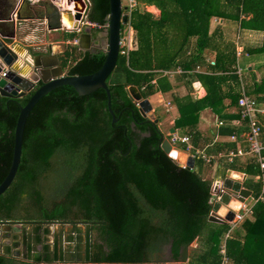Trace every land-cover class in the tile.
Wrapping results in <instances>:
<instances>
[{"label":"trees","instance_id":"obj_1","mask_svg":"<svg viewBox=\"0 0 264 264\" xmlns=\"http://www.w3.org/2000/svg\"><path fill=\"white\" fill-rule=\"evenodd\" d=\"M89 2L88 21L96 25L92 31L96 38L107 23L109 1ZM139 2L154 5L160 15L135 11L131 16L135 49L127 59L119 55L106 80L117 122H111L102 89L80 96L72 87L62 86L42 97L31 110L16 176L0 195V237L4 240L0 242V264L184 262L196 239L200 240L198 250L187 264H220L219 247L230 227L208 221L211 181L204 180L196 169L176 164L163 152L158 124L140 114L127 88L136 87L143 99L156 92L167 93L172 89L168 77H157L154 71L177 67L191 71L205 64L207 50L214 51L209 74L180 75L188 78L185 85L190 88L197 80L205 97L194 100L188 94L174 99L179 114L175 127L186 130L196 145L199 112L210 108L228 120L233 116L222 113L223 102L228 99L229 106L236 107L240 96L235 44L218 33L220 27L210 32L211 20L235 22L239 29L260 33V45L249 53L264 55V0ZM41 7V18L47 19L49 28H59L55 7L50 3ZM247 36L243 35L242 43H247ZM75 37L71 32L65 40ZM71 49L60 57L68 76L92 74L104 63L102 50L82 51L75 58V47ZM258 70L259 78L250 72L247 93L264 102V65ZM155 77L156 85H152ZM34 91L21 98L0 95V184L11 165L20 109ZM261 121L264 124V117ZM219 132L229 136L233 128L225 126ZM262 133L264 142V129ZM222 147L229 150L235 145ZM195 161L202 163L201 159ZM230 169L257 173L249 162L244 168ZM51 177L62 182L49 194L44 182ZM246 186L256 192L259 189L252 182ZM252 218L226 239L232 264H264V202L255 206ZM6 226L9 230H2Z\"/></svg>","mask_w":264,"mask_h":264},{"label":"water","instance_id":"obj_2","mask_svg":"<svg viewBox=\"0 0 264 264\" xmlns=\"http://www.w3.org/2000/svg\"><path fill=\"white\" fill-rule=\"evenodd\" d=\"M64 1V0H61ZM109 13L107 15V23L102 30L101 49L105 53V60L103 65L96 72L83 76H68L65 74L58 58V53H52L51 48L40 51L25 50V54L17 53L18 49L9 47L6 41H13L15 38V31L10 34L4 33L2 24L8 20V16H0V71L4 66L9 68L3 79H0V95L6 98H21L28 92L35 89L25 106L21 107L19 116L17 118L16 127L14 131V146L12 161L9 171L5 179L0 184V195H2L11 185L14 180L22 154V142L24 135V128L26 120L35 106V104L49 92L62 86H69L80 95L85 96L95 92L98 89L105 91L107 96V109L112 118V123L117 122L113 111L110 107V92L107 87L106 80L113 72L119 59L120 53V38L122 34V27L128 24V15L122 12L121 0H108ZM67 6H73L75 14L70 10L62 11L69 21L73 22L72 30L76 31L85 19L88 18V12L91 7L89 0H66ZM80 7V8H79ZM85 8L84 14L81 15V9ZM20 19V18H19ZM60 27H62L60 25ZM92 27L85 26L79 37V48L84 51H91L95 53L92 41ZM24 51V48L22 49ZM17 51V52H15ZM28 56V60L26 59ZM41 85L37 87V84ZM129 97L134 102H138L139 112L143 117H146L154 124L158 123V119L152 112L149 99H143L141 93L136 87H128ZM174 130L170 131L173 134ZM161 149L167 154L176 164L185 165L189 169L194 167V158L188 156L184 151L172 147L169 140L162 138ZM231 172H227V177L223 181V188L226 192L221 195L220 201L212 205L208 221L219 225H227L233 219V212L231 210H238L240 203H244L245 199L251 196V191L247 188H242L241 183L235 182L230 178ZM237 175V179H241V175ZM233 175V177H234ZM235 205V206H232ZM228 206L231 210L229 211Z\"/></svg>","mask_w":264,"mask_h":264},{"label":"crops","instance_id":"obj_3","mask_svg":"<svg viewBox=\"0 0 264 264\" xmlns=\"http://www.w3.org/2000/svg\"><path fill=\"white\" fill-rule=\"evenodd\" d=\"M21 2H22V0H0V16H9L10 12L13 11L14 7L19 6L18 14H19L20 21H21V19L24 20L23 23L20 25L17 24V22H18L17 19H16L17 20L16 23L6 21L5 23L2 24L1 30L6 34H10L12 31H15L16 35H15V38L13 39V41L11 40V41H6V42L9 44V47H11L12 49L15 47L18 49V46H21L22 49L24 48V51L22 49H19L18 52L15 51L22 58V55L26 53L25 50H29L30 49L29 47H32L33 45H35V44H33V42L36 41L35 36L37 37V39L38 38L41 39V36L40 35L37 36L38 34L36 35V33L32 31V29H38L37 21L43 20L46 18H41L42 17L41 12L39 10L37 11V9H35V7H30L29 5H26L23 2L22 3ZM23 4L25 6H29V7L25 8V7H23ZM154 8L157 10V14L160 15V11L155 6H154ZM47 23H48V21H47ZM49 29H50V31L45 36V39L43 41V45L41 46L42 50L47 49V48H51L52 53H56V54L58 53L57 56H58L59 60H60V57L62 56V54L66 50H70V48L75 47V50H77V51H84V50L80 49L78 46L79 45V37H80L78 34H76V37L74 38V39H78V44H74V43H72L74 39L73 40H65L66 38H68V33L66 35L63 31H61L58 28H55V29L49 28ZM213 30H215V29H210V32H212ZM216 30H218V33H220L222 36H224L226 38L225 29H216ZM58 31L63 32L64 36L62 37V36H60V34H57ZM245 33H247L248 36L246 38L247 43L244 44V43H242L241 38L243 37V35ZM261 39H262V37H261L260 33L250 31V30H243V29H239V28L237 30V35L235 36V39H233V40L228 39L235 44V51H236L235 52V61H236V63H235V67H236L235 74L238 76V80H239V83H238V86L236 87V90L238 91V93L240 95L239 98L241 97L240 90L242 87L244 88L246 93L248 92V87L251 85V82L248 81V78H249L248 74H250L251 71L254 73V71H253L254 64H252L251 61H249L247 64H245V67H242L240 64V58L242 55H245L247 57H253L255 55L257 56V54H255V55L250 54L249 51L258 47L260 45ZM68 44H72V46L71 47L66 46ZM191 45H193V44H191ZM191 45L189 47L190 50H192ZM187 54L189 55L190 53H187ZM205 55H206L205 64H198L191 71H184L181 67H177L173 70H156V71H154V73L156 74L157 77L158 76L159 77L160 76L168 77V79H169L168 81L172 86L171 91H169L167 93L156 92L153 96L148 98L150 101V104H151L152 112L155 114L156 118L158 119L157 124H158V126H159V128L163 134V137H165L167 139L170 135L171 130H174V133H178L181 136L186 135V136L190 137V135H188L186 130H184L182 128H176L175 127V121L179 117V114H178V109H177L176 103L174 102V99H177V98L180 99V98H182L188 94L194 100L202 99L205 97L206 91L203 88V86L197 80L192 82V85L190 88L189 85H185L186 82L189 81L188 78L182 79V77H180V75L182 76V74H186V73H188L190 75H193V74H209L210 71L208 70V68H209V65L214 64L213 60L215 57V52L212 50H207L205 52ZM26 58H28L27 55H26ZM245 68H248V72L245 71L246 70ZM164 72H166L167 74H163ZM157 77H155V79H153L151 81L152 85H156V78ZM223 91L224 92L227 91V86L223 87ZM247 95H248V93H247ZM257 102L264 103V102H260V101H257ZM229 104H230V101L228 99H226L223 102L224 109L222 111V113H225L228 116H231V117L233 116L232 118H230L228 120H225L223 118L221 119L220 116L218 114H216L210 108L209 109L208 108L203 109L199 112V119H198V122L195 126V129H196L195 132L198 134L199 140L196 141V145H195L194 142H192L191 137H190V145L192 146L193 150H198V151L202 150V151L206 152L207 154L214 156L215 162L206 163L205 161H203L201 159L202 163H196V161L194 162L193 169H196L204 180L211 181V184H213L216 181H220V180L225 179L227 177L228 171L231 172L230 178L233 177L234 173L239 174V175H241V178L243 177V179H244V177H245V179L242 182L235 181V180L234 181L241 183V187L243 186V187H246L247 189L249 188L246 186V184L248 182L256 183L259 187L257 192L251 188H249L248 190H250L252 192V196H257L260 192V184L254 181V177L257 175L258 171L254 175H247V174L242 173L238 170L234 171V170L230 169L231 167L235 168V167H239V166H241V168H244V166L247 162L255 165V160L252 159L250 156H244L241 158H237L232 165H229V163H227V161L224 157H218L219 154L224 156V154L227 151L234 150L238 145H245L243 143L245 142V137H246V134L248 132L247 122L240 119V107L238 106V104L236 107L229 106ZM237 112H238V116L234 117V115ZM162 115H163V117L161 118ZM219 122H222L221 126L218 125ZM237 122L240 125H238ZM225 126H230L231 128H233V133L231 135L235 134L237 141H235V142L231 141L230 142L229 137L231 135L223 136L220 134V132H219L220 129L225 127ZM226 144H234L235 148L229 149V150L221 149V148H223L222 146H224ZM178 149L182 150L181 148H178ZM256 170H257V168H256ZM235 179H237V178H235ZM211 199H212V203H213V197H211ZM252 219L253 218L248 219V220H252ZM227 225H229V223H227ZM1 239L3 240V238L0 237V240ZM223 239H224V237L222 238L221 243L223 242ZM199 241L200 240L196 239L189 246V248H190L189 250L193 253V256H195V252L198 250ZM218 254H219V252H218ZM189 258H191L190 252L188 253V258H187L186 262H162L159 264H187ZM54 264H61V263L56 262ZM105 264H107V263H105ZM149 264H156V263H149Z\"/></svg>","mask_w":264,"mask_h":264},{"label":"built area","instance_id":"obj_4","mask_svg":"<svg viewBox=\"0 0 264 264\" xmlns=\"http://www.w3.org/2000/svg\"><path fill=\"white\" fill-rule=\"evenodd\" d=\"M55 1V0H53ZM66 1V0H65ZM22 2L26 5L33 6L37 0H22ZM21 2V3H22ZM72 6V5H71ZM67 6L65 3V6L61 5L60 8L57 9L59 15L61 16L62 11L64 10H70L72 11L73 14V6ZM121 7H122V12L128 15V24L124 26V29L122 30L119 46H120V53L119 55L125 56L126 59L128 58V55L130 51L135 49L136 45V34L133 30V28L130 25V19L132 14L135 11H140V12H146L150 13L152 15L157 16V10L154 8L153 5H146V4H141L139 0H121ZM19 6L14 7L13 11L10 12L8 16L7 22H13L16 23L18 20L17 24H22L23 19H19V14H18V9ZM80 8V7H79ZM85 8L81 9V15L84 14ZM17 19V20H16ZM38 29H32L33 32L36 33L37 36H41V39H37L35 36V40L33 42L32 48L35 51H40L42 50V44L45 39V36L47 33L50 31L48 27V23L46 19L43 20H38L37 21ZM94 26V24L90 23L87 19L84 20V22L81 24V26L76 30L73 31L72 29H65L62 24L59 29L60 30H71V32H75L76 34L81 33V27L82 26ZM74 44H78V39H74L73 42ZM38 48V49H36ZM27 61L28 58H26ZM9 71V68L4 66V68H1L0 71V79H3L6 75V73ZM163 74H167L164 72ZM241 97L238 100V106L240 107V119L244 120L247 122L248 125V132L245 137V142L243 144L245 145H238L234 150L227 151L224 156L219 154L218 157H224L229 163V165H232L234 161L237 158H241L244 156H250L252 159L255 160V166L257 168V175L254 177V181L260 184V192L257 196H251L247 199H245L244 203H240V206L238 210L234 211L231 210L228 206V210L233 212V219L228 222L230 225V229L228 232L225 234L223 242L221 243L219 247V255L221 257V262L220 264H232L230 259L227 256V251H226V239L230 236L231 232L235 229L238 228V226L243 223L244 221L251 219L253 216L254 208L257 204L264 202V142L262 141V131L264 129V124L261 121L260 117H264V103H259L252 97L248 96L244 88L242 87L240 90ZM138 105V102H137ZM238 125H240L237 122ZM219 126L222 125V122L218 123ZM168 140L172 147L176 148H181L182 151H184L188 156L193 157L194 159H202L206 163L210 162H215L214 156H211L207 154L204 151H198V150H193L192 146L190 145V137L189 136H181L178 133H173L170 134L168 137ZM230 142L237 141V138L235 134L231 135L229 137ZM182 167L185 168V165H182ZM231 179L235 181L242 182L244 179L243 177L241 179H235L234 177H231ZM223 180L216 181L212 184L211 186V196L213 197V203L219 202L221 195L226 192L225 188H223ZM243 187V186H242ZM246 188V187H243ZM249 189V188H248ZM212 199H211V204Z\"/></svg>","mask_w":264,"mask_h":264},{"label":"rangeland","instance_id":"obj_5","mask_svg":"<svg viewBox=\"0 0 264 264\" xmlns=\"http://www.w3.org/2000/svg\"><path fill=\"white\" fill-rule=\"evenodd\" d=\"M25 1V0H24ZM56 1V0H55ZM55 1H53V0H37V2L33 5V6H30V7H35V9H37V11L39 10H41V5H42V3H50L51 5H53V7H55V9L57 10L58 8H60V6H59V4H57ZM25 3V2H24ZM65 3H66V1H65ZM23 7H29V6H25L24 4H23ZM59 11V10H58ZM61 24V23H60ZM216 27H220L221 29H225V31H226V38L227 39H231V40H233V39H235V36L237 35V30H238V24L237 23H235V22H229V21H222V20H219V19H216V18H213L212 20H211V24H210V29H216ZM61 31H63L66 35H67V33H70L71 32V30L69 31V30H61ZM61 31H58V33L57 34H60V36H64V34H63V32H61ZM98 37H100V36H102L103 35V33H102V31L100 32V33H98ZM80 36V35H79ZM78 36V37H79ZM43 45V44H42ZM66 46H69V47H71L72 46V44H68V45H66ZM30 48V47H29ZM32 48V47H31ZM36 49H38V48H36ZM71 49V48H70ZM82 51H77V50H75L74 52H73V57H75V58H78L79 57V54L78 53H81ZM249 61H251V63L252 64H254V66H253V71H254V75H256L257 76V78H259L260 77V72H259V70H258V68L259 67H261V66H263L264 65V55H255V56H253V57H247V56H245V55H242L241 56V58H240V64H241V66L242 67H245V64H247ZM246 70L245 71H247L248 72V68H245ZM248 81H250L251 82V75L250 74H248ZM163 117V115L161 116V118ZM61 182H62V180H61V178H57V179H53L52 177L51 178H48L45 182H44V186H45V191L47 192V193H49V194H51L52 193V191H54L55 190V188L57 187V186H60V184H61ZM229 227H230V225H229ZM3 229H5V230H9V227H3L2 228V230ZM20 229V228H19ZM51 229H55V226H53V228L51 227ZM14 231H18V227L16 228H14L13 229ZM20 231V230H19ZM12 232V231H11ZM234 232V231H233ZM19 233V232H18ZM11 234H13V233H11ZM2 236H3V233L1 234ZM1 241H3L2 239L0 240V242ZM190 249V248H189ZM187 250V253H191V257L193 256V253L190 251V250ZM19 259V258H18ZM20 260V259H19ZM184 262H186V260L184 261Z\"/></svg>","mask_w":264,"mask_h":264},{"label":"bare ground","instance_id":"obj_6","mask_svg":"<svg viewBox=\"0 0 264 264\" xmlns=\"http://www.w3.org/2000/svg\"><path fill=\"white\" fill-rule=\"evenodd\" d=\"M57 4H59V6L63 5L65 6V0L64 1H61V0H56L55 1ZM72 7V6H71ZM61 24L62 26L65 28V29H72L73 27V22L69 21L67 16L65 14H62L61 15ZM232 206H235V205H232Z\"/></svg>","mask_w":264,"mask_h":264},{"label":"flooded vegetation","instance_id":"obj_7","mask_svg":"<svg viewBox=\"0 0 264 264\" xmlns=\"http://www.w3.org/2000/svg\"><path fill=\"white\" fill-rule=\"evenodd\" d=\"M89 12H90V10H89ZM89 12H88V14H89ZM87 20H88V18H87ZM93 24V23H92ZM85 26L83 25L82 27H81V29H83ZM104 27V26H103ZM102 27V29H104ZM92 29H96V25L94 24V26H92ZM99 35H97V37L95 38V37H93L92 36V41H93V48L95 49V50H102L101 49V40L103 39V37L102 36H100V37H98Z\"/></svg>","mask_w":264,"mask_h":264},{"label":"clouds","instance_id":"obj_8","mask_svg":"<svg viewBox=\"0 0 264 264\" xmlns=\"http://www.w3.org/2000/svg\"><path fill=\"white\" fill-rule=\"evenodd\" d=\"M60 23H61V16H60ZM61 25V24H60ZM59 28H60V26H59ZM58 28V29H59ZM71 33V32H70ZM73 33H75V32H73ZM81 33H82V30H81ZM81 33L79 34V35H81Z\"/></svg>","mask_w":264,"mask_h":264}]
</instances>
